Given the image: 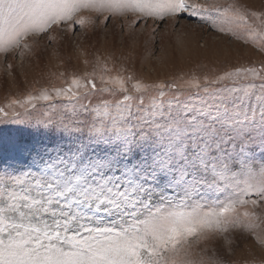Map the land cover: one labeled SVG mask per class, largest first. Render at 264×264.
Here are the masks:
<instances>
[{"label": "snow or ice", "instance_id": "6c2138e0", "mask_svg": "<svg viewBox=\"0 0 264 264\" xmlns=\"http://www.w3.org/2000/svg\"><path fill=\"white\" fill-rule=\"evenodd\" d=\"M98 18H187L264 53V10L236 0H0V55ZM60 76L0 105L24 123L43 103L59 134L0 143V264H264V61L151 85L106 64ZM234 237L260 257L231 259Z\"/></svg>", "mask_w": 264, "mask_h": 264}, {"label": "rangeland", "instance_id": "374dc122", "mask_svg": "<svg viewBox=\"0 0 264 264\" xmlns=\"http://www.w3.org/2000/svg\"><path fill=\"white\" fill-rule=\"evenodd\" d=\"M236 2L249 10H264V0ZM101 20L98 18L95 24L83 28L74 25L73 32H54L55 42L49 41L47 36L37 38L33 51L23 61L19 57L0 55V105L42 87L60 86L61 73L79 75L95 69L99 74L105 64L151 85L171 83L179 77L214 75L241 65L259 67L264 61V53L257 46L199 27L187 18L178 28L169 22L157 27L155 33L152 22L133 28L123 19L109 18L106 23ZM8 64L12 65L10 71ZM46 110L47 105L41 103L36 111L24 117V123H0V143L18 140L32 144L55 139L59 135L55 129L37 123L45 119ZM61 115L67 119L70 113L58 110L52 118L58 120ZM4 163L5 157L0 155V167ZM234 239L235 254L231 259L260 257V250L250 239ZM209 247L220 253L227 252L222 239L211 242Z\"/></svg>", "mask_w": 264, "mask_h": 264}]
</instances>
